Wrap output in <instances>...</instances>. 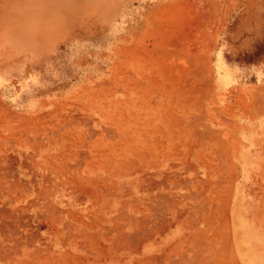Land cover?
Wrapping results in <instances>:
<instances>
[{"label":"rangeland","instance_id":"1","mask_svg":"<svg viewBox=\"0 0 264 264\" xmlns=\"http://www.w3.org/2000/svg\"><path fill=\"white\" fill-rule=\"evenodd\" d=\"M54 3L47 52L34 20L0 31L1 243L19 264H175L177 236L221 242L233 162L216 66L264 75V0Z\"/></svg>","mask_w":264,"mask_h":264},{"label":"crops","instance_id":"2","mask_svg":"<svg viewBox=\"0 0 264 264\" xmlns=\"http://www.w3.org/2000/svg\"><path fill=\"white\" fill-rule=\"evenodd\" d=\"M27 1L0 0V31L6 19L34 20L40 50L47 52L51 39L49 28L55 25L51 22L56 17L55 0ZM20 2L31 3L32 11L16 15L7 10ZM65 3L63 0L64 6ZM67 13L66 10L59 11L63 25H66ZM28 33L31 34L24 31L15 35L20 38ZM229 66L221 63L216 66L218 81L225 84V108L231 118L233 165L225 201V235L221 242H217L215 230L209 232L202 237L196 249L192 246L186 251L183 239L180 250V238L177 236L175 264H264V75L253 81L243 62ZM243 99H246V104ZM10 111L8 107L0 108V114L5 116L0 118V125L9 123L7 115ZM133 259L128 264L139 263L136 257Z\"/></svg>","mask_w":264,"mask_h":264},{"label":"bare ground","instance_id":"3","mask_svg":"<svg viewBox=\"0 0 264 264\" xmlns=\"http://www.w3.org/2000/svg\"><path fill=\"white\" fill-rule=\"evenodd\" d=\"M3 28H4V26H2ZM11 28V26H9V25H7V28ZM9 28V29H10ZM6 29V28H5ZM7 32V31H6ZM5 215V214H4ZM3 215V217H5ZM7 215V214H6ZM8 215H10V214H8ZM7 215V216H8ZM14 215V214H13ZM10 216H12V215H10ZM2 214H0V235L2 236V235H10L9 234V229L10 228H8V226L10 225H8L7 226V224L9 223H7L6 224V222H4V221H2ZM9 217V216H8ZM14 217V216H13ZM6 218V217H5ZM16 218V217H15ZM4 219V218H3ZM6 220V219H5ZM8 221V220H7ZM143 222V221H142ZM66 229V228H65ZM22 235V234H21ZM3 240V239H2ZM5 241H7L6 239H4ZM9 241V240H8ZM121 241H122V239H121ZM29 243V242H28ZM15 247V246H14ZM9 247H6L4 244H2L1 243V241H0V264H19L18 263V261H17V256H18V254H17V250L15 249V248H13L12 249V247L9 249ZM46 256H48V255H46ZM32 261V260H31ZM20 262V261H19ZM26 262V264H27V262H28V264H32L30 261H25ZM30 262V263H29Z\"/></svg>","mask_w":264,"mask_h":264}]
</instances>
